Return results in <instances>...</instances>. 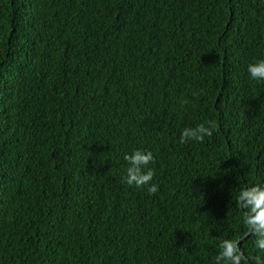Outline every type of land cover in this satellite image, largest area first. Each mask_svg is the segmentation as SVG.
<instances>
[{"label": "trees", "instance_id": "trees-1", "mask_svg": "<svg viewBox=\"0 0 264 264\" xmlns=\"http://www.w3.org/2000/svg\"><path fill=\"white\" fill-rule=\"evenodd\" d=\"M261 59L264 0H0V264L264 259L235 202L264 186Z\"/></svg>", "mask_w": 264, "mask_h": 264}, {"label": "clouds", "instance_id": "clouds-1", "mask_svg": "<svg viewBox=\"0 0 264 264\" xmlns=\"http://www.w3.org/2000/svg\"><path fill=\"white\" fill-rule=\"evenodd\" d=\"M247 72L251 80L264 81V59L250 63ZM216 130L217 124L213 120L200 123L194 128H185L180 135V143L185 144L189 141L202 143L205 137H211ZM124 160L128 161L129 166L122 182L136 188L147 187L150 195L157 193L158 186L151 183L155 172L148 167L154 161L153 153L135 150L131 154H125ZM235 202L242 210L245 235L255 237V247L264 253V186L257 184L239 188ZM215 264H264V259L260 256H245L239 239H223L219 242Z\"/></svg>", "mask_w": 264, "mask_h": 264}]
</instances>
